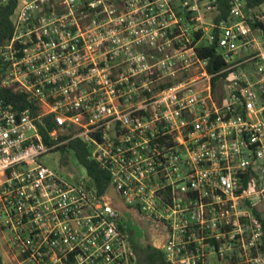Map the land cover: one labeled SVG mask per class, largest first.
I'll return each instance as SVG.
<instances>
[{"label": "built area", "instance_id": "2783aa9c", "mask_svg": "<svg viewBox=\"0 0 264 264\" xmlns=\"http://www.w3.org/2000/svg\"><path fill=\"white\" fill-rule=\"evenodd\" d=\"M10 21L0 90L28 105L0 96L6 264L137 263L104 193L40 162L74 139L167 227L169 264H264V3L18 0Z\"/></svg>", "mask_w": 264, "mask_h": 264}, {"label": "trees", "instance_id": "16d2710c", "mask_svg": "<svg viewBox=\"0 0 264 264\" xmlns=\"http://www.w3.org/2000/svg\"><path fill=\"white\" fill-rule=\"evenodd\" d=\"M17 1L18 0H6L5 2L0 4V41L9 37L11 33L10 15L14 10ZM217 2L221 10V15H224V13L227 10L228 0H217ZM246 3L249 7H255L260 4H263L264 0H246ZM203 55H209V57H211V59L214 60L215 68L221 65L218 59L219 57L215 54L213 48L205 50V52H203ZM0 96L15 101L14 104L15 106L17 105V107L18 106L26 107L28 105L27 101L25 100V97L21 93H13L10 91L0 90ZM47 125H48L47 128L49 129L52 127L51 122H47ZM65 147L71 148L74 151L78 161L85 167L90 184L93 185L98 190V192L105 193L107 188L111 186L108 173L105 170H102L99 167H97V165L92 160L87 158V151L85 146L79 140L74 139L71 142H69L67 145L62 146V148ZM125 224L126 223L124 222L122 227H124L125 230L128 231V228L125 226ZM263 229H264V224H263ZM128 237L137 254L136 264H169L167 261H165L163 253L160 248L150 246L146 243L141 244L140 241H138L131 235H128ZM261 249L262 251H264V235H263V243L261 245ZM0 264H2L1 252H0Z\"/></svg>", "mask_w": 264, "mask_h": 264}, {"label": "rangeland", "instance_id": "374dc122", "mask_svg": "<svg viewBox=\"0 0 264 264\" xmlns=\"http://www.w3.org/2000/svg\"><path fill=\"white\" fill-rule=\"evenodd\" d=\"M40 162L62 175L70 183L88 180L85 167L78 161L74 151L69 147L57 148L42 155L40 157ZM123 221L126 223L127 227L129 219L127 217H123ZM129 226L135 233V235H133L134 238H138L137 240H139L141 244L150 242L151 237L146 230L140 228L134 223H130ZM0 252L2 256V264H6L1 246Z\"/></svg>", "mask_w": 264, "mask_h": 264}, {"label": "water", "instance_id": "95a60500", "mask_svg": "<svg viewBox=\"0 0 264 264\" xmlns=\"http://www.w3.org/2000/svg\"><path fill=\"white\" fill-rule=\"evenodd\" d=\"M104 200L112 206L113 209L118 211L124 217H132L133 223L140 228H144L143 217L141 214L130 207H128L119 196L117 190L113 186H109L103 195Z\"/></svg>", "mask_w": 264, "mask_h": 264}, {"label": "flooded vegetation", "instance_id": "af4514ba", "mask_svg": "<svg viewBox=\"0 0 264 264\" xmlns=\"http://www.w3.org/2000/svg\"><path fill=\"white\" fill-rule=\"evenodd\" d=\"M128 219H129L127 226L128 232L132 237H134L133 235H135V233L133 230L130 229L129 226L130 223H133V218L128 217ZM143 224H144V228L151 237L150 242H147L146 244L161 248L168 234L167 227L164 224L157 222L151 218H143Z\"/></svg>", "mask_w": 264, "mask_h": 264}]
</instances>
